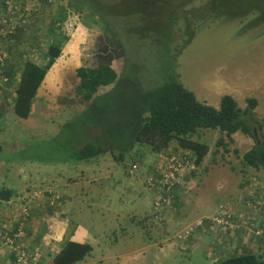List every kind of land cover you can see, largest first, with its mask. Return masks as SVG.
<instances>
[{"label": "rangeland", "instance_id": "374dc122", "mask_svg": "<svg viewBox=\"0 0 264 264\" xmlns=\"http://www.w3.org/2000/svg\"><path fill=\"white\" fill-rule=\"evenodd\" d=\"M6 1L18 4H24L26 1V4L35 5L34 10L31 9L32 11L30 10L31 12L27 16L28 23L24 28H20L14 34L0 37L1 56L2 58L7 56L9 64L15 66L14 73L17 78L20 76L21 65L24 61L33 60L42 65L43 55L51 44L63 41V50L69 41L61 40L64 39L63 35L73 34L74 25L81 18L87 16L89 11V8H84L83 14L76 13L75 0H47V2H42V0H0V16L7 14ZM110 1L113 4H118L122 0ZM191 1L189 9L202 7L208 2V0ZM257 9L260 10V8ZM63 10L68 12L66 21L70 19V26H67L69 23H63L60 26L63 27L61 32L55 33L51 27L53 24L55 27L59 25ZM119 10L121 13H125L129 7L127 4H120ZM256 13H251L243 18L225 19L221 17L206 20L205 17L202 21H188L187 24H185L184 17H178L179 22L177 26H174L171 47L168 50L158 47L154 38L149 36L135 37L132 35L130 37L127 36V33L126 37L123 36L120 28L122 26L119 24L122 21L118 19L119 16H115L117 30L120 32L121 41L126 48V67L120 80L119 90L113 97H128L131 91L135 90L130 86L134 80L140 82L144 90H150L162 85L166 78L168 80L175 76L186 89L195 93L199 101H205L204 103L215 108L220 106L224 95L236 97L239 107L243 110L247 108L248 99L255 98L258 101V106L254 113L259 119H264V22L259 19V11ZM12 16L18 17V15ZM135 19L138 18H134L132 24L136 23ZM118 40H120V36H118ZM1 75L5 76L0 72V127L8 119L11 118L12 121L15 117L17 123L13 122L12 125L16 129L22 119L15 114L13 117L11 102L8 100L9 98H5V95L12 97L16 87L13 84L9 85ZM6 83L7 85H5ZM127 105L126 103L116 104L111 98L103 103L95 102L94 106L80 117L69 120L74 124V127L63 128L66 119L60 118L56 112L49 113L48 118L51 119L48 131L41 132L38 122L28 125L37 132L29 128L24 129V135H20V137L23 136L21 139L15 136L9 141L12 143L16 138L20 139L17 148L8 143L9 146L6 150L8 157L13 156L24 161L20 166L12 167L14 174L22 173V179L21 181L14 178L10 180L8 177L5 181L6 184L18 187L19 182L23 184V181L25 184L34 186L33 183L37 177L35 170H45L36 167L45 164L57 166L59 169L65 164L73 163L76 147L71 141L76 139L79 134L85 135L90 131L89 127H93L88 123V117L91 116L96 122L106 120L109 125L115 124V127L118 128L117 120L128 113ZM95 113L97 118H93ZM59 123H62L61 128L57 127ZM115 127H108L102 131V134L107 133L110 137L112 132H116ZM58 130H61V135ZM72 130H75L74 134L71 133ZM92 130L95 131L94 128ZM1 133L3 132L0 130ZM221 135L218 130H202L194 136L195 139L209 144L210 152L195 171L194 179L192 178L194 188L189 193L181 191L183 195L180 203L174 201L175 204L168 207L167 216L171 218L170 221L177 218L182 220L174 229L177 235L191 231L201 223V220L213 223L212 230L217 226L222 228L223 224L219 222L227 223L228 221L224 217L228 213L224 211L225 207L219 208L223 204L229 205L236 213L249 211L242 202V197L247 195L245 186H249L248 182L252 179L250 177L255 173L264 175L262 172L246 168L243 164V155L254 146L255 142L251 137L238 132L233 136L234 143L229 144L230 152H225L222 147L217 146ZM135 144L133 150L124 152L125 154L122 156L120 154L123 153L119 151L115 153L116 156L110 153L103 155L100 165H97L100 168H97L96 172H101L102 175L96 179L101 182L84 183L80 186L79 183L83 181L78 182V176L74 178L69 176L66 179L68 185L73 186L70 188H72L71 192L75 194L73 201L76 205L97 207L99 211H96V215L101 222L103 231L109 233L112 240L119 239L117 243H122V249L117 247L111 249L121 250L115 255L121 254L122 256L126 253L134 255L133 262L132 260H121L105 264H213L219 259L245 253H256L264 258V236L261 238L244 235L243 240L234 241L228 250L223 251H220L222 245L220 248H216L212 244L207 245L213 238H207L206 236L209 235L204 232H199L200 236H198V240H194L193 245H184L176 241L160 242L158 238H162L164 235L172 239L174 231L171 230V225L168 227L152 225L154 221L151 220V196L144 184L146 179L151 176L152 161L156 160L157 155L149 145L138 142ZM171 149L177 150L179 147L174 143ZM115 157L121 161H117ZM133 164H140V170L130 176L128 167ZM102 166L106 167L108 172ZM106 175L109 176L106 177ZM40 182L35 188H40L39 192L43 195H48L47 192L42 191H47V187L55 188L63 194L67 191L60 186L57 188L53 184L47 185L48 181ZM99 184L107 187V190L101 191L98 188ZM242 184H244L243 187ZM32 188L34 189V187ZM67 200V196L66 198L64 196L61 206H65ZM15 201H21V199ZM15 201L13 203L17 206L15 208L12 203L13 210H17L19 206V203H15ZM50 211L52 209L46 207L41 212H45L44 216H46L50 214ZM116 211L121 212L123 219L117 220L119 213ZM52 212L54 213V211ZM127 213L131 214L130 218L127 217ZM218 214H221V217H216ZM212 217H216L218 222L208 220ZM124 218L126 219L123 222ZM141 221L151 225V228L161 236L158 235L156 239L154 235L150 241L138 243V241L144 240V232L142 228L136 227L133 223H142ZM262 224L264 225V222ZM208 225L211 226L210 223ZM127 233L134 237L133 241L130 237L127 238ZM188 246H190L191 252L185 251Z\"/></svg>", "mask_w": 264, "mask_h": 264}, {"label": "trees", "instance_id": "16d2710c", "mask_svg": "<svg viewBox=\"0 0 264 264\" xmlns=\"http://www.w3.org/2000/svg\"><path fill=\"white\" fill-rule=\"evenodd\" d=\"M44 1L47 2V0H42V2ZM75 1L76 13L81 15L85 12L84 8H89L87 16L97 17L108 32L111 31L110 33L117 38L120 36L119 41L125 53L126 48L121 41L122 36L117 30L115 16H119L118 19L122 21L119 24L122 26L120 28L123 36L126 37V33L130 37L132 35L135 37L149 36L154 38L155 44L158 47H163L166 50L171 47L172 32L174 26H177L179 22L178 17H184L186 19L185 24H187L188 21H202L205 17L206 20L221 17L225 19L243 18L251 13L257 14L256 12L259 11V19L264 22V0H208L204 6L192 7L190 9L188 7L192 4L191 0H122L118 4H113L110 0ZM79 4H82V6H79ZM120 4L128 5L129 10L125 12L126 14L121 13L119 10ZM257 8H260V10ZM181 12L183 14H180ZM67 18L68 12L63 10L59 25L55 27V24H53L51 30L55 33L61 32L63 27L61 28L60 26L63 25ZM134 18L138 19H135L136 23L132 24L131 22ZM25 26L20 28H24ZM20 32L22 33V31ZM63 38L61 40L68 41L70 39L67 35H63ZM62 44L63 41H57L48 47L45 55H43V58L46 60V64L43 67L33 60L24 61L23 65H21L19 82L16 73H14L15 66L9 64L7 56L3 57V61L0 63V72L7 76L9 85L17 84V97L13 106L14 114L17 117L22 119L30 117L34 98L48 70L61 55ZM82 73L87 74V76L82 77L81 85V92L84 93L85 97H92L98 91L99 86L109 85L116 79V74L109 68L85 70ZM131 87L135 90H132L133 92L131 91L128 97H114L113 99L116 104H128V113L117 120L118 128L115 127V124L109 125L106 120L96 122L91 116L88 117L87 121L93 127H89L90 131L86 132L85 135L79 134L76 139L71 141L73 142V146L76 147L73 154L74 162L93 159L107 153L116 156L115 153L117 151L123 153L120 154L122 156L135 148V142L143 143L149 145L158 157L152 163L153 166L150 170L151 177L155 180L157 177H160L159 170H161V165L158 164L159 156L168 152L171 146L176 143L179 149L190 151L189 158L194 168L192 169L191 165H189V169L183 173V179L188 182L191 181L192 190L194 188L192 182L196 173L195 171L210 152L209 144L195 139L194 136L202 130H218L222 135L217 141V146L222 147L225 152H230L229 144L234 143L235 138L233 136L236 133L241 132L251 137L255 144L243 155V164L248 169H254L264 174V119H259L256 113H254V110L258 106L257 99L249 98L247 108L243 110L239 107L237 100L233 96L224 95L220 106L215 108L199 101L195 93L186 89L175 76L170 77L168 80L166 78L162 85L150 90H144L141 83L137 80L132 82ZM141 87L142 89H140ZM93 118H97L96 113L93 115ZM110 126L115 127L116 132H112L110 137L107 133L102 134V131H105ZM62 127H74V124L68 122ZM92 128L96 130L92 131ZM59 132L58 134L61 135V130ZM71 133L74 134L75 130H72ZM70 137H73V135H70ZM179 149L174 151H180ZM1 152L2 147L0 146ZM235 152L237 153V150ZM115 158L117 161H121L118 157ZM131 166L128 167V174L130 176L135 175L130 173ZM250 178L252 179L248 182L249 186H245L247 190L245 193L247 195L242 197V202L249 209L248 212L236 213L229 205L225 204L219 207H225L224 211L228 212L224 215L228 219L227 226L223 225L221 226L222 228L217 226V228L212 230L213 223L203 220L201 225L195 226L191 231L182 232L180 235H177L176 231L172 232L174 233L172 239L167 238L165 235L162 238H158V235L161 236L160 233H156L155 238L164 243L176 241L184 245H193L194 240H198V236H200L199 232H204L209 235L206 236L207 238H213L207 245L212 244L216 248H220L222 245L220 251L228 250L234 241L243 240L244 235L262 238L264 236V225L262 224L264 222V180H262L264 179V175L255 173ZM243 186L244 184H242ZM144 187H146L151 196V220L154 221L152 223L153 226L157 224L168 227V225H177L182 222L181 218L170 221L171 218L167 216L168 207L171 204L180 203L181 196L183 195L182 192L185 193L181 188V184H176L175 187L177 189L173 190L170 202L167 205L165 203L164 208L158 212H155L154 205L156 204L159 192L148 188L147 179ZM29 192L30 190L27 191V193ZM13 196V190L5 186L0 188V201L9 202ZM24 196V194L21 195L19 199ZM174 201L176 202L174 203ZM130 215L127 213L128 218H130ZM29 222H25L24 229ZM133 224L136 225V223ZM18 225L19 222L16 224V232ZM143 225L148 230V238L147 230L142 228L144 240L138 241V243L152 239V234L150 235V231L152 230L151 225L147 223ZM219 232L220 234L218 235ZM2 237L4 238L5 235ZM10 237L14 238V235ZM20 244L22 242L20 238H17L11 246L12 250ZM189 248L190 246L185 251L191 252V248ZM92 251L93 247L91 244L68 241L64 243L61 251L54 257L53 261L54 264H76L83 261ZM213 264H264V258L256 253L236 254L226 259H219Z\"/></svg>", "mask_w": 264, "mask_h": 264}, {"label": "crops", "instance_id": "0c3cea01", "mask_svg": "<svg viewBox=\"0 0 264 264\" xmlns=\"http://www.w3.org/2000/svg\"><path fill=\"white\" fill-rule=\"evenodd\" d=\"M64 23H69L67 26H70V19ZM74 26V33L66 34L70 38L69 41L63 47L59 58L56 59L53 66L48 70L38 89L31 107L30 117L28 119L20 118L22 122L19 123L16 129L12 126L13 122L17 123V119L13 115L14 101L17 97L16 89L12 97L5 95V98H9L8 100L11 102V114L14 119L12 121L11 118L8 119L0 127L1 132H3L0 134V146L2 147V152L0 153V188L5 186L13 190L14 196L9 202L0 201V264H17V253H14L11 245L5 242V239L7 241V238H9L8 235L12 236L16 233L21 201L15 200L19 199L21 195L29 190L30 192L40 191V188H35L39 185V181H41L40 183L48 181L47 185L53 184L57 188L60 186L63 190H67L63 194L55 188L47 187L48 191L51 190L59 193L62 199L64 196L65 198L67 196L68 200L65 206L61 207L59 213L55 211L53 213L52 210L50 214L44 216L45 212L41 211L46 209V207L36 209L33 212L30 222L23 230V235L19 237L28 253L27 264H54V257L61 251L64 243L68 241L88 243L93 247L92 253L83 261L76 264H105L119 262L121 260L134 261V255H129V253L122 256L121 254L115 255L116 252H120L121 250L114 251L111 249L113 247L122 249V243H117L119 239L112 240L109 233L103 231L101 222H99L96 215V211H99L97 207L81 204L76 205L73 201L75 194L71 192L72 188H70L73 186L68 185L66 181L69 176H72L71 178L78 176V182L83 181L79 183L80 186L84 183L101 182L96 179L102 174L101 172H96L97 168H100L97 165H100L103 156L68 163L59 169H57V166L42 164L44 166L36 168H44L45 170H35L37 171L35 172L37 177L34 180V186L25 184L22 181L23 184L19 182L18 187H12L8 186L5 182L8 177H10V180L11 178L20 181L22 179V173L14 174L12 167L20 166L24 161L13 156L8 157L6 150L11 139H14L15 136L20 137L21 134L24 135V129L29 128L37 132L28 125L38 122L41 132L48 131L51 119L48 118L49 113L56 112L60 118L66 119L65 122L68 123L70 119L80 117L83 113L90 110L95 102L99 101L103 103L109 98L113 100V96L119 90L118 84L125 73L126 53L118 38L108 32L97 17L84 16ZM45 64L46 60L43 59V64L38 65L43 67ZM104 68H109L116 74L115 81L106 86H99L98 91L92 97H85L84 93L81 92V85L82 77L87 76V74H83L82 71ZM19 79L20 76L18 82ZM14 86L17 88V84ZM12 115L10 116L12 117ZM59 126H62V123L57 125V127ZM52 129L54 128L52 127ZM20 139L16 138L15 142L9 144L17 148V143ZM170 151L165 154H168ZM102 168L108 172L106 167L104 168L102 166ZM108 176L106 175V177ZM98 188L101 191L107 190V187L101 184L98 185ZM14 201L15 203H19L17 210H13L17 206L13 203ZM12 203L14 207L11 206ZM49 208L51 209V207ZM116 212L119 213L117 215V220H119L121 218V212ZM144 223H138L135 226L145 228ZM177 225L173 224L171 230L174 231ZM144 230L147 229L145 228ZM146 233L148 238V230ZM156 233L158 232L154 229L150 231L152 238L154 235L156 237ZM4 235L5 237L3 238L2 236ZM126 235H128L127 238L130 237L133 241V236H130L128 233Z\"/></svg>", "mask_w": 264, "mask_h": 264}, {"label": "built area", "instance_id": "2783aa9c", "mask_svg": "<svg viewBox=\"0 0 264 264\" xmlns=\"http://www.w3.org/2000/svg\"><path fill=\"white\" fill-rule=\"evenodd\" d=\"M5 4L7 14L4 16H0V37L7 34H14L18 28L26 25L28 23L27 16L35 8V5H32L31 3L26 4V1L24 4L11 3L9 1H6ZM12 15H18V17ZM1 53L2 51L0 50V63L3 61ZM179 150L180 151L172 150L168 154H161L158 161V164L161 165V170H159L160 177H157L155 180H153L151 176V178H147L148 188L159 192L156 199V204L154 205L155 212L160 211L164 208L165 205L170 202L173 190L177 189V187H175L176 184H181V188L185 191V193L189 192L192 188L191 181L188 182L183 179V173L187 169H189L188 166L192 164V161L189 158L190 151L182 149ZM191 168L193 169L194 166L191 165ZM138 171L139 164H133L130 173L136 174ZM46 192L48 193V195H43L39 191H31L25 194L23 198H21V208L17 219V223L19 222V226L17 228V232L14 234V238H11L8 235L9 238H7V241L5 239L6 243L12 246L15 240L23 235L25 222L30 221L31 216L36 209L51 207V209H53L56 213L59 212L62 197L59 193H55L51 190L45 191L44 193ZM216 217H221V214H218ZM216 217H212L210 220L218 222ZM202 222L203 220H201V223L199 225H201ZM219 223L227 225L228 221L227 223H224V221ZM13 251L14 253H17V264H27L28 253L23 244L14 247Z\"/></svg>", "mask_w": 264, "mask_h": 264}, {"label": "clouds", "instance_id": "9594fccd", "mask_svg": "<svg viewBox=\"0 0 264 264\" xmlns=\"http://www.w3.org/2000/svg\"><path fill=\"white\" fill-rule=\"evenodd\" d=\"M1 77L3 78L4 81H6V82L8 81V78H7L6 76H2V75H1ZM131 167H132V166H131ZM139 170H140V164H139ZM138 172H139V171H138ZM138 172H137V173H138ZM53 211H54V210H53Z\"/></svg>", "mask_w": 264, "mask_h": 264}]
</instances>
